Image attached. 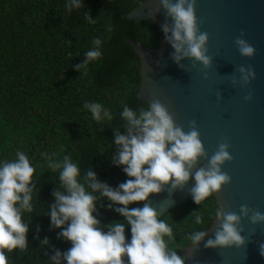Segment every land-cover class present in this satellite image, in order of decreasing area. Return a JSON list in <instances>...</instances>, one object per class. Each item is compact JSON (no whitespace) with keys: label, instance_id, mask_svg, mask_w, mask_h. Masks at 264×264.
Wrapping results in <instances>:
<instances>
[{"label":"clouds","instance_id":"obj_1","mask_svg":"<svg viewBox=\"0 0 264 264\" xmlns=\"http://www.w3.org/2000/svg\"><path fill=\"white\" fill-rule=\"evenodd\" d=\"M160 4L171 20L170 24L162 25V31L174 49L172 59L181 68L185 59L208 68L212 62L207 47L209 35L200 30L197 0H160ZM64 7L71 14L74 9L85 8V3L65 0ZM84 18L89 23L96 22L90 14ZM235 45L243 57L252 58L256 53L243 32L235 39ZM102 49L101 37H93L82 62L73 67L82 75L87 74L89 65L102 57ZM236 71L239 79L232 77L234 87L247 86L255 79L251 66L241 65ZM83 108L98 123L114 119L112 110L101 102L85 101ZM120 117L124 131L114 132L116 151L112 163L121 167L128 179L118 187L102 182L91 167L82 171L80 162L73 160L71 153L62 156L56 151L40 153L47 169L58 172L59 186L52 192L54 202L48 211L41 210L38 214L50 218L51 229H59L57 239L71 244L64 252L53 248L46 264H186L187 257L169 247V242L175 239L173 228L151 206L149 197L161 193L169 184L173 190L182 189L192 178L195 181L190 190L192 199L201 204L231 183V177L223 171L226 162L232 160L229 144H219L208 157L196 121L185 131L159 100L139 108L123 104ZM60 151L63 152V147ZM200 159H206L207 164L197 167ZM34 173L36 166L22 149H17L12 159H0V264H9V255L14 250L23 252L29 247L31 213L40 191ZM105 201L109 210L124 217L123 222L101 224L98 205ZM137 203L140 206L129 207ZM214 217L219 222L214 235L205 241L206 231L194 230L188 235L192 246L199 247L204 241L205 248H241L247 242L242 235V218L252 225L264 224V212L247 205H241L237 213L225 211L218 204ZM191 218L197 225L205 222L203 211L194 212ZM126 228L131 230L130 239L126 238ZM39 230L37 226V233ZM36 239H40L39 235ZM40 244L44 250L51 241L45 237ZM259 251L264 255V242L259 243Z\"/></svg>","mask_w":264,"mask_h":264},{"label":"trees","instance_id":"obj_2","mask_svg":"<svg viewBox=\"0 0 264 264\" xmlns=\"http://www.w3.org/2000/svg\"><path fill=\"white\" fill-rule=\"evenodd\" d=\"M143 1L84 0L85 8L69 14L65 0H0V159L14 158L17 149L28 153L36 166L34 179L40 190L31 213L29 247L23 252L14 250L9 264H46L53 248L64 252L71 247L70 242L57 239L59 229L50 228V218L38 214L48 211L54 202L52 192L59 186L58 172L47 169L41 152L71 153L82 171L91 167L113 188L128 179L122 168L112 163L114 132L124 131L123 104L139 108L147 103L136 97L141 82L139 59L126 39L155 48L160 38L153 21L126 18ZM86 14L96 22H87ZM96 36L103 41V55L82 75L73 66L82 62ZM85 101L101 102L112 110L114 119L96 122L83 108ZM137 206L139 203L129 205ZM217 206L212 195L201 204L189 199L163 214L161 218L172 226L175 237L169 247L183 255L191 244L189 233L209 228ZM98 211L103 225L124 221L109 210L107 201L98 205ZM199 211L204 213L202 225L191 218ZM45 237L51 244L41 250L40 241ZM126 238H131L130 228H126Z\"/></svg>","mask_w":264,"mask_h":264},{"label":"water","instance_id":"obj_3","mask_svg":"<svg viewBox=\"0 0 264 264\" xmlns=\"http://www.w3.org/2000/svg\"><path fill=\"white\" fill-rule=\"evenodd\" d=\"M196 15L200 30L209 35L212 62L208 68L188 59L182 61L181 68L172 59L174 49L162 31V25L171 20L160 0H145L126 15L128 20H151L160 30L155 48L126 39L139 59L137 100H159L185 131L196 121L208 157L227 142L232 160L223 171L231 183L213 194L217 205L237 213L241 205L264 212V0H197ZM242 32L256 49L252 58L241 56L235 45ZM241 65L251 66L255 79L247 86L234 87L231 79H239L236 69ZM249 95L251 100H246ZM206 164V159H200L197 167ZM194 183L190 178L182 189L174 190L169 184L161 193L152 194L148 202L163 215L192 199ZM218 226L214 221L205 230V241ZM241 227L247 241L243 247L205 248L204 241L199 247L190 244L183 250L186 264H264L259 251L264 224L252 225L242 218Z\"/></svg>","mask_w":264,"mask_h":264}]
</instances>
